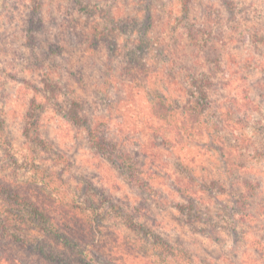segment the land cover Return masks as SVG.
I'll return each mask as SVG.
<instances>
[{
  "label": "clouds",
  "instance_id": "1",
  "mask_svg": "<svg viewBox=\"0 0 264 264\" xmlns=\"http://www.w3.org/2000/svg\"><path fill=\"white\" fill-rule=\"evenodd\" d=\"M56 233L264 264V0H0V264Z\"/></svg>",
  "mask_w": 264,
  "mask_h": 264
},
{
  "label": "trees",
  "instance_id": "2",
  "mask_svg": "<svg viewBox=\"0 0 264 264\" xmlns=\"http://www.w3.org/2000/svg\"><path fill=\"white\" fill-rule=\"evenodd\" d=\"M34 218L40 219L39 216ZM55 243L63 240L66 251H58L53 245H50L47 240L38 241L35 246H29V254L35 253L38 255L43 264H83L78 250L70 236H64L63 233H56L52 235ZM99 259V257H97Z\"/></svg>",
  "mask_w": 264,
  "mask_h": 264
}]
</instances>
